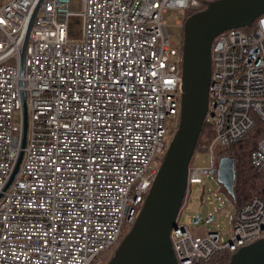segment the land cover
<instances>
[{"label":"built area","instance_id":"obj_1","mask_svg":"<svg viewBox=\"0 0 264 264\" xmlns=\"http://www.w3.org/2000/svg\"><path fill=\"white\" fill-rule=\"evenodd\" d=\"M211 1L83 0L85 36L71 43L70 0H0V264L108 261L178 129L182 50L163 14L177 8L184 17ZM253 24L213 39L210 163L190 162L187 187L216 176L219 147L264 125V13ZM250 162L264 182V135ZM260 239L261 196L240 205L225 236L178 223L170 232L179 264H206Z\"/></svg>","mask_w":264,"mask_h":264},{"label":"water","instance_id":"obj_2","mask_svg":"<svg viewBox=\"0 0 264 264\" xmlns=\"http://www.w3.org/2000/svg\"><path fill=\"white\" fill-rule=\"evenodd\" d=\"M262 13L264 0H214L208 2L204 9L189 14L184 20L181 40L182 96L178 129L134 223L105 264H179L170 240V232L177 228L176 219L187 190L189 165L208 108L211 45L213 39L222 32L250 27ZM24 48L25 43L22 55ZM23 109L22 148L27 135L24 97ZM22 154L21 151L4 190L8 189L16 174ZM215 177L227 194H234L233 156L219 157ZM210 219L212 215L208 221ZM200 220L201 214H198L192 222L197 223ZM228 264H264V239L240 247L231 255Z\"/></svg>","mask_w":264,"mask_h":264},{"label":"rangeland","instance_id":"obj_3","mask_svg":"<svg viewBox=\"0 0 264 264\" xmlns=\"http://www.w3.org/2000/svg\"><path fill=\"white\" fill-rule=\"evenodd\" d=\"M69 17L67 24V40L71 43H81L85 36V16L83 14V0H70ZM183 10L169 8L163 14L167 23V30L177 46L181 45ZM187 14L186 16H188ZM180 19L181 26L177 25ZM174 52H171V60L174 61ZM15 119H18L16 113ZM210 156L205 145L197 146L194 150L191 164L199 167L208 166ZM201 214V220L193 223L192 219ZM235 214V205L225 194L222 185L216 177L203 176V182L190 184L187 187L184 203L177 223L187 225L197 234H203L211 230H219L225 236L229 233ZM212 219L208 221L209 216Z\"/></svg>","mask_w":264,"mask_h":264},{"label":"trees","instance_id":"obj_4","mask_svg":"<svg viewBox=\"0 0 264 264\" xmlns=\"http://www.w3.org/2000/svg\"><path fill=\"white\" fill-rule=\"evenodd\" d=\"M187 16L183 18V22ZM254 24L250 27L239 28L244 32L253 30ZM179 45L178 47H180ZM264 135V125L256 121L255 125L242 137L228 146L217 149L218 156L231 155L235 159V182L233 195L225 194L235 205V212L241 204L253 197H264V182L259 173L253 168L250 162L251 152L255 149L258 141ZM214 137V129L207 123L203 124L197 146L208 144ZM234 252L218 251L206 264H228Z\"/></svg>","mask_w":264,"mask_h":264}]
</instances>
